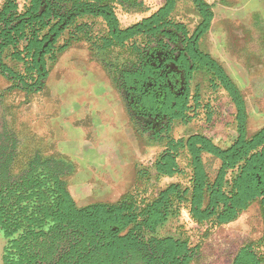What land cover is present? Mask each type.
<instances>
[{"label": "trees", "instance_id": "16d2710c", "mask_svg": "<svg viewBox=\"0 0 264 264\" xmlns=\"http://www.w3.org/2000/svg\"><path fill=\"white\" fill-rule=\"evenodd\" d=\"M190 2L201 18L191 33L171 16L176 0H165L128 26L120 24L116 9L132 8L140 4L138 0H0V76L11 83L7 90L43 92L49 67L74 43L85 42L103 53L129 48L135 61L118 69L117 85L128 101L142 97L139 105L152 111L149 120L157 113L156 120L166 123L156 131L152 121L145 127L141 122L143 132L152 131L149 139L163 147L152 165L155 179L184 176L178 163L182 155L189 169L187 185L169 183L151 199L127 193L113 203L78 207L62 179L67 169L37 159L19 177L0 180V233L8 240L4 264H192L201 245L159 236V228L183 209L198 227L207 226L203 236L208 237L212 229L234 222L254 203L260 208L263 234L244 244L231 264H264V126L248 135L243 95L198 47L213 18L211 6L203 0ZM159 49L177 53L176 66L189 76L203 70L210 87L227 95L236 131L228 146L222 148L201 133L170 135L173 122L188 125L194 115H189L186 98L168 94L158 103L147 95L148 87H158L163 78L159 62L149 55ZM191 99L194 112L200 107L198 95ZM205 108L209 122L213 113L208 105ZM7 138L0 145H6ZM6 150L0 146V155ZM204 155L219 161L212 179ZM2 167L6 170L8 164L0 163ZM138 173L150 175L145 169Z\"/></svg>", "mask_w": 264, "mask_h": 264}, {"label": "crops", "instance_id": "0c3cea01", "mask_svg": "<svg viewBox=\"0 0 264 264\" xmlns=\"http://www.w3.org/2000/svg\"><path fill=\"white\" fill-rule=\"evenodd\" d=\"M203 1L211 6L213 18L208 31L199 39L198 47L202 46L206 51L203 53L224 69L243 95L247 122L250 112L264 115V0ZM171 16L184 23L190 33L201 20L190 0H176ZM101 54L103 52L92 50L85 42L74 43L50 66L46 80L48 89L34 95L25 94L21 100L24 104L15 113L27 141L35 140L36 144L52 148V155L74 168L63 180L79 207L110 203L117 195L120 199L140 179V170L135 164L142 161L149 149L159 145L158 155L163 150L161 144L142 132L117 85V74L110 72L112 68H107ZM10 85L0 76V88L5 90ZM2 94L0 92V144L1 140L11 137L8 132L12 125L7 117L13 115L9 94ZM30 104L34 107H29ZM81 165L92 174H82L85 169ZM127 165L130 171L123 170ZM151 174L155 176L153 166ZM256 205L252 204L242 214L250 216L257 208L260 212ZM248 225L250 223L238 217L232 223L214 228V239L219 246L232 238L243 239L249 235ZM262 234L263 229L249 241L259 239ZM249 241L238 247L232 244L229 249L233 254L225 264H231L239 249Z\"/></svg>", "mask_w": 264, "mask_h": 264}, {"label": "rangeland", "instance_id": "374dc122", "mask_svg": "<svg viewBox=\"0 0 264 264\" xmlns=\"http://www.w3.org/2000/svg\"><path fill=\"white\" fill-rule=\"evenodd\" d=\"M138 2L140 4H137L132 8L123 9L118 7L116 9L117 17L122 26L133 24L156 11L160 4L163 3V0H138ZM186 22H188L187 19ZM96 28L101 29V24H97ZM137 44H140V40H137ZM199 49L202 52H206L202 46H200ZM101 55L102 60L107 63V68H112V70H109L114 74H117L118 69L121 67L135 61L134 54L129 48L122 50L116 49ZM98 57L100 56L98 55ZM5 63L11 68H18L9 60H5ZM50 69L51 67H49V70ZM208 78V75H205L203 70L197 71L191 83V96L194 97L195 94L198 95L200 107L192 112L194 103L193 100H190L189 106L191 107V110L189 111V115H194L192 120L188 125H183L180 122H173L171 125L170 135L173 138H179L186 137L193 133H201L209 137L216 145L224 148L228 146L236 137L234 123L235 111L233 105L227 98V95L220 88L213 90L210 87ZM46 89L48 88L46 87ZM10 91H13V93H8L9 95L5 93ZM0 92L3 93L2 95H8V98L11 101L10 107L13 111V115L11 117H7V120L10 121L12 125L11 131L8 132L11 137L7 138L6 145H0L7 148L6 152L0 155V163L6 162L8 164V168L6 170L3 167L0 169V180H4L6 182L7 179L11 180L15 177H19L26 172L37 159L49 160V162L52 161L51 164L53 167H55L53 165V163H55L59 165L58 168L62 167L63 169H67V174L71 173L74 168L69 166L68 163L64 162L60 157L52 155V148H48V146H43L38 143L36 144L35 140L29 139V141H27L26 138H24L25 130L22 129V124L18 121V117L15 116V113L18 112L24 104L21 100L25 96V93L18 90H3L2 88H0ZM206 105L209 106L211 112L213 113L209 122L206 121V108L204 109V106ZM29 107H34V105L30 104ZM248 117L247 132L248 135H250L263 125L264 115L253 114L250 112ZM30 133L32 134L31 131ZM145 136L149 137L148 134H145ZM3 140L5 141V139ZM3 140H1V142H3ZM25 142L29 143L24 144ZM160 150L161 147L159 145L149 149L148 154L144 156L142 161L135 164L137 170L145 169L150 173V175L143 177L139 176L140 179L130 187L128 193L137 194L140 197L151 199L159 190L168 185V183L177 181L183 186L187 185L189 169L186 166L187 158L185 155H182L178 160L180 167L185 170V175L177 177V180L166 178L155 179V176L151 174L153 162ZM203 162L206 170L208 171L209 177L212 179L219 166V161L204 155ZM81 167L85 169L84 165H81ZM78 168L80 169V167ZM129 168L130 167L127 165L123 168V170L130 171ZM90 173L91 172H89V170L85 169L82 174L89 176ZM8 177L11 178L9 179ZM62 179H64V177H62ZM95 182H97L96 179ZM117 197L118 195L111 199L110 203L118 200L119 197L118 199ZM94 202L95 201H93V203ZM256 204L257 203H255V205ZM76 205L78 207L80 206L79 204ZM239 218L243 220V222L250 223V225H248L250 229L249 235L243 236V239L241 237L232 238L231 241L224 242L221 246H219L220 244L216 243L214 239L215 229L211 232L210 236L204 237L203 230L205 229V226L197 227L193 224L188 218L186 211L183 209L168 220L167 224L161 229L158 235H171L175 238L179 237L187 239L191 245L199 243L201 245V251L192 264H225L226 259H231L233 254V251L230 252L229 249L232 244H235L234 247H238L247 240H251L252 237L255 238L259 236L263 229V219L258 208L255 210V214L250 216L241 214ZM212 256L216 257L214 259H209Z\"/></svg>", "mask_w": 264, "mask_h": 264}, {"label": "flooded vegetation", "instance_id": "af4514ba", "mask_svg": "<svg viewBox=\"0 0 264 264\" xmlns=\"http://www.w3.org/2000/svg\"><path fill=\"white\" fill-rule=\"evenodd\" d=\"M149 55L159 62V65L161 66L159 76H162L163 78L159 79L160 83L158 84V87H148L149 93L147 95H152L158 103L162 102L168 94L176 99L186 98L190 103V100H192L191 83L198 70H194L189 76L187 70H183L182 68L176 66L175 62L177 60V53H171L170 49H159L155 52H150ZM123 95L128 109L135 120L139 123L141 130L143 129L142 126L145 127V125L150 121L153 122V126H157L156 131H159L161 128V125L159 124H166L164 121L159 122L156 120L155 117H158L157 113H154L153 118H151L153 120H149L148 116H150L152 111L150 108L145 109V107L139 105V103H142V97H138L137 99L133 98L128 101L127 95L124 92ZM159 109L160 105L156 106V111H159ZM141 122L143 123L142 126ZM145 133L150 134L152 131Z\"/></svg>", "mask_w": 264, "mask_h": 264}, {"label": "water", "instance_id": "95a60500", "mask_svg": "<svg viewBox=\"0 0 264 264\" xmlns=\"http://www.w3.org/2000/svg\"><path fill=\"white\" fill-rule=\"evenodd\" d=\"M8 244V240L4 238L2 233H0V264L3 263L4 249Z\"/></svg>", "mask_w": 264, "mask_h": 264}]
</instances>
